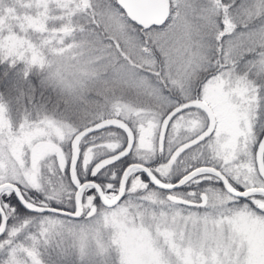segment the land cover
Instances as JSON below:
<instances>
[{
  "label": "rangeland",
  "instance_id": "rangeland-1",
  "mask_svg": "<svg viewBox=\"0 0 264 264\" xmlns=\"http://www.w3.org/2000/svg\"><path fill=\"white\" fill-rule=\"evenodd\" d=\"M82 3L84 0H23L22 12L17 16V24L14 23L17 32L11 28L3 31L0 38L3 54L21 59L29 67L41 68L38 70L40 77L61 93L66 109H55L59 118L54 113L38 116V111L31 112L30 118L21 119L11 127L4 118V104L0 101V185L12 182L29 186L38 182V173L54 166L58 154L60 164L70 163L72 141L80 128L74 125L76 121L62 119L60 115L65 113L75 120L78 119L75 116L82 115L77 107L71 108L70 99H88L94 103V110L89 113V126L98 122L105 125L108 118L125 122L133 130V157H144L156 151L160 145L157 136L161 119L176 106L177 95L187 99L192 97V86L199 78L198 70L201 67L214 70L215 67L208 63V53L218 50L226 60L232 61L236 51L242 53L248 48L247 44L253 46L251 42L260 41L259 46H262L264 42V23L257 25L255 20L247 21L250 25L240 28V34L235 35H232L229 23L224 25L223 22L221 26L216 18V0H170L167 19L163 24L147 29L138 25L137 29L131 28L120 18L118 11L109 9L105 28L112 39L105 43L95 31L88 36L83 27L74 28L73 23L78 17L73 10ZM258 5L254 2L253 10ZM253 10L248 9L244 18L251 20L248 15ZM10 14L13 19L15 13L11 11ZM0 23L6 25L2 16ZM221 33L227 37L217 44L216 39ZM259 56L264 65L261 51ZM218 67L220 69L206 76L199 85L198 98L181 103L185 110L176 113L169 123L165 136L169 144L164 148L168 153L161 150V167L167 177L176 175L181 169L167 163L174 157L181 158L185 146L198 142L195 147L184 150L187 154L191 150L195 156L199 146V149H205L199 153L200 159L211 165L198 167H214L215 164L224 174L237 171L242 175L260 174L255 153L261 138L258 139L252 130L260 97L257 85L248 78L249 68L240 73L231 64ZM210 122L214 125L212 132L204 136ZM113 126L117 128L103 130H111L115 136L98 144V147L102 146V152L109 151L112 156L119 155L129 140L119 125ZM98 130L86 135L92 133L95 136ZM81 141L97 143L95 138L88 136ZM92 153L90 150L86 157L90 158ZM43 173L47 174L44 170ZM63 185V181H58V187L63 188ZM9 190V187H0V193ZM145 208L143 214L134 209L124 213L118 208H102L101 221L89 225L87 230L81 229L75 251L64 233L67 224L77 221L55 213L32 216L22 225L16 224L8 230V238L3 241L8 239L10 242L0 247V264H9L13 260L15 264H42L40 254L46 249L53 251L54 258L59 261L62 260L60 254L69 250L70 256L82 264H113L112 261L116 264H168L169 261L177 264L178 259H195L204 264L205 260L216 258L218 245L222 254L223 248L230 244V233L223 236L217 233L214 238L210 224L193 225L179 218L173 220L167 209L163 210L167 213L165 222L158 210L148 205ZM238 225L239 230L253 241V264H264V232L248 217H240ZM13 231L15 235L9 236ZM165 232L183 234L182 242L180 235L175 239L180 249H174L172 242L166 241ZM181 249L184 255L178 257L177 251Z\"/></svg>",
  "mask_w": 264,
  "mask_h": 264
},
{
  "label": "trees",
  "instance_id": "trees-1",
  "mask_svg": "<svg viewBox=\"0 0 264 264\" xmlns=\"http://www.w3.org/2000/svg\"><path fill=\"white\" fill-rule=\"evenodd\" d=\"M22 1L23 0H0V16H2L3 20L5 18L6 25L0 23V38L4 35L5 29L11 28L13 31L17 32V26L14 24L17 21V16L22 12ZM218 5L217 15L218 22L222 26L223 22L224 25L228 24L232 26L231 33L235 35V33L240 34V28L243 29L250 25L247 21L255 20V24L264 23V0H216ZM258 2L259 5L255 10H253V3ZM9 9V10H7ZM109 9H113L120 13V18L125 20V23H128V26L131 28L137 29V25L131 22L123 13V10L118 6L115 0H84V3L81 5H76V8L73 10L75 13V21L73 23L74 28L83 27L84 31L87 32L89 36L90 32H97L99 35L104 39L105 43L107 40L112 39L105 28V24L108 21ZM173 9V8H172ZM171 9V11H172ZM248 9H252L248 16H251V20L244 18L245 12ZM11 11L15 13V16L12 19V15L10 14ZM17 24V23H16ZM6 27V28H5ZM245 31V30H244ZM20 32V31H19ZM142 34V33H141ZM140 37V33L138 34ZM225 33H221L220 37L216 39V43L219 44L224 38H226ZM234 37V36H231ZM264 37V36H263ZM264 41V39H263ZM244 42H246L244 40ZM247 43V42H246ZM249 43V42H248ZM254 44L250 46L247 44V49L240 54L236 51L233 60L230 59L226 60L222 53H219L217 50L218 46L215 44V49L217 50L215 53L207 55L209 61L208 63L212 64V67H215L214 70L211 67L203 68L201 67L198 71V79H196L194 85L192 86V93L188 99L185 97H181L179 95L177 99L176 106L182 105L185 101H193L192 99L195 97L198 98L196 93L198 92L199 85L204 81L205 77L208 75L213 74L216 70L220 69L218 66H228L231 64V67H234L237 72H244L247 68L250 69V73L248 74V78L253 80V82L257 85V90L259 93V103L256 105L255 109V116L252 121V130L256 133L257 138H261L262 134L264 133V65L259 61V52L261 51V55L264 58V42L262 46H259L260 41L251 42ZM261 45V44H260ZM145 46H147L145 44ZM231 56V55H230ZM258 58V59H257ZM262 58V57H261ZM226 62V63H225ZM261 65V66H260ZM37 66L32 65L31 67L27 66L26 63L21 59L11 58L10 56L4 55L3 51L0 47V101L4 104V110L6 116L4 117L8 120V124L11 127L18 124L21 119H28L30 118L31 112L34 114L36 111L39 112L42 116L48 113H54L57 118H59L58 111L65 110L66 108V101L62 98L61 93L56 89L54 92L53 86L47 82L45 79L40 77V70ZM205 69V70H202ZM252 70V71H251ZM161 89H164V85L161 84ZM58 93V95H57ZM194 98V99H195ZM187 99V100H186ZM70 106L71 108H78L79 113L82 115L75 116L78 119L71 118L68 114L62 113L60 117L65 120H73L77 123L74 125L80 128V131L86 127H89L90 123V112L94 110V106L90 100L83 99V100H75L70 99ZM72 104V105H71ZM81 104V105H80ZM73 106V107H72ZM175 107V106H174ZM173 108V107H172ZM57 109L58 111H55ZM171 109V108H170ZM185 110V108L182 109ZM85 111V112H84ZM180 112L179 114H181ZM36 116V117H38ZM81 120V121H80ZM203 121V120H202ZM9 127V126H8ZM117 128L116 126H106L101 125L99 130L95 133V136L90 133L89 135L83 134L79 136V141L77 143V152L80 156L79 162L74 165V169L77 175L83 179L85 173L83 171V167H93L97 170L102 169L103 175L105 178L111 179L113 175H119L122 170V166L119 163V158L124 157L125 155H116L114 156L109 154V151L103 150L102 146L98 147V144L105 141L111 140L112 137L115 135L112 133L111 130L104 131L103 128ZM121 129L120 127H118ZM103 132V133H101ZM196 132V131H195ZM98 133V136L96 134ZM9 136V134H7ZM84 136H88L90 138H95L96 142L90 143H82L81 139ZM81 137V138H80ZM99 140V143H98ZM187 140V137H186ZM181 141L179 144L185 142ZM199 143V142H198ZM198 143H194L192 145L185 146L183 151L186 148L195 147ZM169 142L167 139L161 143L156 151L145 155L144 157H133L132 154L133 150L127 152L125 158L128 160L135 162V163H143L148 167H156V166H163L162 165V154L161 150L168 153V151L164 150V148L168 146ZM177 144V145H179ZM86 145V147L84 146ZM176 145V146H177ZM203 145V144H201ZM175 147H170V149H174ZM92 147V148H90ZM89 148V149H88ZM198 149L195 152V156L192 154L193 152L190 150L188 154L182 151L181 158L174 157L168 165H171L172 168L177 167L181 168L179 172H176V175H168L166 177L169 180H174L177 175H184L185 172H189L191 169H194L202 164H209V162L205 163L202 162L200 159L199 153L203 149ZM187 149V150H188ZM93 150L91 157H86L88 152ZM187 155V156H186ZM149 157V158H147ZM261 160L264 167V147L262 150ZM115 161V163H113ZM167 162V160H166ZM76 163V162H75ZM214 167L221 170L218 165L213 164ZM184 166V167H180ZM44 167V166H43ZM43 170L47 172V174L43 173ZM222 171V170H221ZM56 173V174H55ZM223 173V171H222ZM39 174V181L32 182L29 186L19 185V192L21 197L25 202H28L34 206H46V205H53L57 207H61L64 209H71L75 206V190L76 187L73 185L71 177H70V170H69V163L67 164H60L59 159L57 158V162L54 166L49 167V169H42L41 173ZM55 174V175H54ZM58 181H63L64 185L63 188L57 186ZM39 185V191L34 192L33 189ZM216 186L220 187L219 184H215ZM1 193H14L13 190H9L7 192ZM54 193V194H53ZM47 198V199H46ZM58 202V204H57ZM4 203L3 197L0 196V205ZM105 208V207H103ZM7 213V231L4 235L0 236V242L7 237V232L9 229L16 226V224H23L24 221L30 220L32 216H39L45 213L42 212H35L30 215H22L19 213H13L9 209H4ZM68 220L72 219L73 221L81 220L84 216L80 215L79 218H70L68 216H63ZM1 226V224H0ZM29 232V230H27ZM27 231H24L27 233ZM24 240V238H23ZM26 242V241H25ZM27 244V242H26ZM44 248V247H43ZM42 248V249H43ZM46 249V248H45ZM45 254V255H43ZM41 263L42 264H59L62 261H66L65 264H77V261L74 257L70 256V252L65 251L62 256V260L59 261L57 258H54L55 254L53 251L48 249L43 250L42 254H40ZM64 258V259H63ZM113 264H116L115 261H112ZM79 264H82L79 262Z\"/></svg>",
  "mask_w": 264,
  "mask_h": 264
},
{
  "label": "snow or ice",
  "instance_id": "snow-or-ice-1",
  "mask_svg": "<svg viewBox=\"0 0 264 264\" xmlns=\"http://www.w3.org/2000/svg\"><path fill=\"white\" fill-rule=\"evenodd\" d=\"M126 155L127 153L119 158L121 173L113 175L111 179L104 177L102 169L83 167L85 173L83 179L76 174L75 169H71L77 188L78 206L67 211L57 206L30 207L21 196L0 193L4 200L0 205V224L5 225L0 227V236L7 231V213L4 209L22 215L50 211L60 215L79 216L82 214V208H88L92 214L96 213V206H110L111 209L118 208L124 213L134 209L137 213L143 214L146 211L145 205H148L158 210L160 218L165 222L167 213L163 210L167 209L172 213L173 220L179 218L185 223L190 221L193 225L210 224L214 238L217 233L219 236L226 232L230 233V244L223 248L222 254L218 245L216 258L205 260L204 264H253V241L239 230L238 220L242 216L248 217L264 232V174L242 175L239 171L222 174L209 169L185 172L184 175H177L174 180H169L161 166L136 167L132 161L125 158ZM215 184H219L220 187H214ZM33 191H39V185ZM223 193L227 194V198L222 195ZM155 218L156 213L153 215V219ZM12 235H15V231L9 233V236ZM177 235H180L182 242L183 234L164 233L166 241L172 242L174 249H180L175 243ZM9 242L8 239L0 242V247ZM177 255L183 257V250L177 251ZM9 264H15V261H10ZM177 264H199V261L178 259Z\"/></svg>",
  "mask_w": 264,
  "mask_h": 264
},
{
  "label": "water",
  "instance_id": "water-1",
  "mask_svg": "<svg viewBox=\"0 0 264 264\" xmlns=\"http://www.w3.org/2000/svg\"><path fill=\"white\" fill-rule=\"evenodd\" d=\"M118 6L123 10L124 14L126 17L142 29H147L151 26H159L163 24V22L167 19L169 12H170V0H115ZM183 107L182 106H176L169 110L161 119V124L160 128L158 131V136H157V141L159 143H162L165 137V133L168 127V124L172 117L178 113ZM212 118V115L210 116ZM105 125H121L127 132L129 140L127 143L126 148L119 154V156L124 155L127 153L130 149V146L133 142V134L130 130V128L127 126L125 122L122 120L116 119V118H108L104 122ZM102 125V122H98L94 124L93 126L86 127L82 129L77 135L74 136L73 141H72V158L70 162V168L73 169L75 159H76V152H75V142L76 139L79 135H83L89 132H92L96 129H98ZM213 128V123L211 122L204 132L205 135H208ZM264 147V134L262 135L257 148H256V153H255V159L257 162V169L260 174H264V167L262 164L261 160V153L262 149ZM59 157V154H58ZM136 167H147L143 164L139 163H133ZM211 169L213 171L220 172L218 169L215 167L211 166H200L197 167L196 169ZM195 169V170H196ZM200 169V170H201ZM221 173V172H220ZM9 187L12 189L17 196H21L19 193V187L16 183L12 182H5L0 185V187ZM76 195H77V190L75 191V207H77V202H76ZM22 198V197H21ZM23 199V198H22ZM29 204V203H28ZM29 206H34L32 204H29ZM41 208H48V207H53V206H39ZM110 207V206H109ZM64 211H67L66 209L60 208ZM38 212H50V211H38ZM54 213V212H52ZM58 214V213H57ZM69 216L72 218H78L79 216L77 215H65ZM5 225H2L0 227H4Z\"/></svg>",
  "mask_w": 264,
  "mask_h": 264
},
{
  "label": "clouds",
  "instance_id": "clouds-1",
  "mask_svg": "<svg viewBox=\"0 0 264 264\" xmlns=\"http://www.w3.org/2000/svg\"><path fill=\"white\" fill-rule=\"evenodd\" d=\"M54 92H56V89L54 88ZM58 95V93H57ZM197 171H200V169H196ZM225 198H227V194L223 193L222 194ZM97 211L96 213L92 214L90 213L88 208H84L82 211V216H84V220H78L77 222L69 223L67 224L66 231H65V237L67 242L69 243V246L73 248V251L76 250V242H77V237L79 236V233L81 229L83 228L84 230H87L89 225H95L97 222L101 221L102 216V206H96ZM37 255H39L37 253ZM79 264V262H77Z\"/></svg>",
  "mask_w": 264,
  "mask_h": 264
},
{
  "label": "flooded vegetation",
  "instance_id": "flooded-vegetation-1",
  "mask_svg": "<svg viewBox=\"0 0 264 264\" xmlns=\"http://www.w3.org/2000/svg\"><path fill=\"white\" fill-rule=\"evenodd\" d=\"M184 107V106H183ZM209 118H211V117H209ZM170 123V122H169ZM169 125L170 124H168V127H169ZM120 126V128L121 129H123L124 130V132H126V130L121 126V125H119ZM128 126V125H127ZM129 127V126H128ZM168 127H167V129H168ZM130 128V127H129ZM130 130H131V132H132V134H133V130L130 128ZM166 132H167V130H166ZM127 133V132H126ZM77 134V133H76ZM128 135V134H127ZM166 135V134H165ZM78 138H79V136H78ZM78 138H77V140H78ZM129 138V137H128ZM76 140V141H77ZM133 141H134V139H133ZM164 142V141H163ZM128 143V142H127ZM133 143V142H132ZM76 144V143H75ZM132 145L133 144H131V146H130V149H129V151L130 150H132ZM126 146H127V144H126ZM126 146H125V148H126ZM128 151V152H129ZM75 152H76V159H75V164L74 165H76L78 162H79V158H80V156L78 155V152H77V149L75 148ZM125 155V154H124ZM70 158H72V148H71V153H70ZM70 162H71V159H70ZM133 163H135V162H133ZM139 164H143V163H139ZM143 165H145V164H143ZM145 166H147V165H145ZM148 167V166H147ZM73 169H74V167H73ZM69 170H70V177H71V180H72V183H73V185L76 187V185L74 184V180H73V174H72V171H71V168H70V163H69ZM76 190H77V188H76ZM75 190V191H76ZM75 196V195H74ZM46 206H53V205H46ZM75 207V206H74ZM59 208H61V207H59ZM108 208H110V207H108ZM64 209V208H63ZM67 210V209H66ZM42 213H52V212H42ZM59 215V214H58Z\"/></svg>",
  "mask_w": 264,
  "mask_h": 264
}]
</instances>
